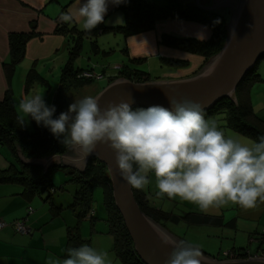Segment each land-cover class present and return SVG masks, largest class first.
<instances>
[{
  "label": "clouds",
  "instance_id": "clouds-1",
  "mask_svg": "<svg viewBox=\"0 0 264 264\" xmlns=\"http://www.w3.org/2000/svg\"><path fill=\"white\" fill-rule=\"evenodd\" d=\"M126 3L80 0L76 12L62 19L66 23L79 19L82 28L91 31L105 23L110 4ZM165 98L168 107L133 108L131 94L128 100L109 101L102 107L99 97L88 95L56 115V106L37 92L21 98L17 108L21 124L32 120L47 128L68 149L69 163L81 170L96 146L105 144L114 154L117 171L134 189H145L154 177L158 197L178 198L204 211L230 203L250 209L264 202V135L247 141L226 135L216 120L205 118L202 103L181 93ZM161 242L171 248L164 264H202L203 252L190 240L168 236ZM45 264H112V260L108 251L82 244L67 248L64 259L49 254Z\"/></svg>",
  "mask_w": 264,
  "mask_h": 264
},
{
  "label": "crops",
  "instance_id": "crops-1",
  "mask_svg": "<svg viewBox=\"0 0 264 264\" xmlns=\"http://www.w3.org/2000/svg\"><path fill=\"white\" fill-rule=\"evenodd\" d=\"M150 1L156 2L157 4L165 3V0ZM197 1L204 6H209L219 0H194V4ZM66 3L67 0H0V98H3L9 88L11 93L14 94V84L20 86L19 82L15 80V73L8 78L3 69V62L8 60L9 55L8 35L10 33L27 32L30 30V26H35L37 35L32 37L26 44L22 69L30 67L38 69L41 63H43L44 68L48 66L50 69H52V66L57 68L58 65L64 68L67 64L68 48L72 45L73 39L69 40L68 35L56 32L58 24L56 19L58 16L62 17L69 12L75 13L79 7L80 0H74L63 10L62 6ZM221 3L223 4L225 2ZM122 5L113 6L110 4L105 16V23L98 25L97 28L122 25L125 20V15L121 8ZM70 25H75L76 36L79 32L83 34L80 39L81 45L82 38L86 35L84 33L86 31L82 28V22L79 19H74L70 22ZM114 33L123 34V32ZM143 33V36L132 41L131 46L129 45L130 42H128V36L123 34L126 37V47L123 48V52L127 54L129 59L139 60L147 55L157 57L162 64L168 67L167 72L170 71L168 78H165L167 80L188 78L201 70L200 67L204 63L203 57L193 54L195 56L191 58L190 54H188L189 52L163 45L161 38L163 34H171L179 37H193L198 39V36L202 34L204 36L203 40H206L211 35V31L207 25L190 20L165 19L158 20L153 29L139 32V34ZM94 43L95 49H99L101 45L98 41L96 40ZM167 59L186 61L187 65L184 66V69H179L181 67L180 65L170 64L167 62ZM188 61H193L192 64L194 65L191 68L188 67ZM196 63L198 64L195 65ZM260 63L261 61L258 64V72L261 77L260 82H264V71L259 70ZM37 77L38 74L36 75ZM43 82L47 84L46 80H43ZM24 86V90L27 91L26 83ZM250 88H253V85ZM250 88L248 94L251 92ZM66 100L67 96L65 97ZM248 100L254 112L264 121V104L260 106L259 104H253L250 99ZM223 123L220 126L226 135H237L245 141L255 140L251 136L223 127ZM16 154L9 150L6 145H0V169L12 167V173H17V171L22 170L25 164L19 158H16ZM66 163L71 165V167H64L62 169L68 175V170L74 169L75 167L69 163V160ZM62 177L63 175H60V178ZM68 186L70 190H68L69 195L67 197L65 195L64 198H60V195H58L56 198H48V196H45L41 199V197L35 195H24L23 186L18 181L0 182V218L6 221H12L24 216L28 206L34 208V211L27 216V224L32 229L29 234L22 235L16 233L10 225L0 229V264H45V260L49 254L60 259L66 258L67 230L69 227L78 225L77 212L74 208L70 207L73 200V184L69 182ZM143 191L148 197L150 204L169 214L183 216L188 212H195L209 217L210 221H216L200 224H187V222L180 221L178 223L168 222L167 224H173L178 227L180 223H183L194 228L209 227L218 230L212 235L207 234V238L208 241H213L211 239L218 240L220 238L233 241L230 250L222 251L223 253L242 250L248 254V257L256 254L260 256L264 255V202H260L257 207L250 209L230 203L219 208H210L204 211L198 206L178 198L158 197L156 195L157 189L155 187L154 177L152 183L143 189ZM70 200L71 202H69ZM58 208L60 209L54 214V209L56 210ZM55 228L58 234H55ZM178 238L182 239L180 237ZM245 241L249 243L246 246L247 248L244 247L247 243ZM255 246L256 249L253 250ZM109 256L112 264H123L116 255L109 253ZM226 258L225 256L221 257V259Z\"/></svg>",
  "mask_w": 264,
  "mask_h": 264
},
{
  "label": "trees",
  "instance_id": "trees-1",
  "mask_svg": "<svg viewBox=\"0 0 264 264\" xmlns=\"http://www.w3.org/2000/svg\"><path fill=\"white\" fill-rule=\"evenodd\" d=\"M51 1V0H50ZM74 0H67V3L62 6L65 10ZM123 9L125 20L122 25L114 27L96 28L91 31H86V35H98L101 32L113 31L123 32L125 36L133 35L139 32L151 30L155 27L158 20L165 19H183L198 22L207 25L211 31V35L206 40H199L193 37H179L171 34H163L161 43L163 45L186 51L192 54L200 55L204 58V63L200 69L214 57L223 47L227 37L228 14L224 8L203 10L193 5L190 2L182 0H165L164 4H157L150 0H128L126 4L121 6ZM219 21V23H216ZM57 27L56 32L69 36V40L73 39L72 45L68 48L69 58L67 64L62 68L60 84L53 96L52 104L56 106V115L64 112L66 106L65 97L71 89L80 88L84 85L91 84L94 78L79 77L83 72H92V68H76L72 64V59L77 55L80 48V39L83 35L81 32L76 36L75 25H70V22H64L61 16L56 19ZM35 26H30L27 32H13L8 35V60L3 62V69L10 78L17 65L24 59L26 52L27 42L36 36ZM264 59V54L260 60ZM258 61L254 67L246 73L243 80L239 84L234 94V98L225 97L219 100L210 109L205 111V118L215 114L216 112L224 113L225 128L236 130L244 135L253 137L255 140L264 135V121L254 112L252 105L249 102V88L257 82L261 81L260 73L258 72ZM167 62L174 65L186 66V61L168 60ZM199 69V70H200ZM118 73L113 79L118 78V74L126 77L132 81L142 82L149 81L147 73L139 70H131L129 68H118ZM36 71L31 67L26 75V90L29 83L36 78ZM147 108L144 106H138ZM137 108V107H134ZM34 124V123H33ZM36 130L28 132L26 127L21 124L20 117L14 107L13 98L10 88L5 92L3 98H0V145H6L9 150L16 154V149L20 148L26 157H45L52 154H63L66 148L55 139L47 128H41L35 122ZM16 158L18 156L16 154ZM12 167L7 169H0V182L18 181L23 186V194L32 196L38 193V189L42 187L39 193L43 192L51 182L50 172L51 169L43 173V168L34 166H23V169L12 173ZM69 178L66 182L73 184V200L70 207L76 210L78 219H83L89 215L91 221L94 218L95 211H92V191L95 186H100L103 189V204L106 209V217L104 221L108 225V233L114 237L113 251L115 255L121 260L123 264H143L138 258L134 250L133 242L126 230L121 214L115 206L111 182L108 176L106 166L92 158L85 171L77 169L68 170ZM50 192L48 198L52 197L54 193ZM133 189L134 196L141 208V210L154 221L166 228L168 222L178 223L180 221L187 222V224H200L210 221L207 216H202L195 212H188L183 216L172 215L166 211L157 208L150 204L148 197L143 190ZM26 214L15 220H20L27 216ZM60 208L54 209V214ZM78 231V233H77ZM185 240V239H184ZM84 244L79 235V227L76 224L74 227H69L67 230V248L79 247ZM203 254L209 255L206 251L201 249ZM229 255L225 256L232 259H245L248 257L246 252L242 250L229 251ZM211 256V255H209ZM224 256V255H223ZM215 258V257H214ZM226 258V259H227Z\"/></svg>",
  "mask_w": 264,
  "mask_h": 264
},
{
  "label": "water",
  "instance_id": "water-1",
  "mask_svg": "<svg viewBox=\"0 0 264 264\" xmlns=\"http://www.w3.org/2000/svg\"><path fill=\"white\" fill-rule=\"evenodd\" d=\"M226 2L229 4L224 7L229 8L230 17L225 43L197 74L176 80L136 82L126 77L108 80L107 85L95 95L100 98L101 106L109 101L119 102L121 98L128 100L131 94L135 99L133 108L155 104L168 107L165 94L181 93L202 103L206 111L225 97L234 98L236 89L246 73L264 54V0ZM196 6L207 11L215 9L212 6H204L199 1ZM233 32L235 34L231 37ZM17 155L23 164L41 167L44 173L53 167H71L66 163L70 159L67 151L64 154L28 158L17 148ZM92 158H96L107 168L115 206L121 214L140 261L143 264H164L171 248L164 246L162 239L168 236L179 238L141 210L132 187L117 171L114 154L107 145L98 144L88 162ZM202 264H264V258L216 259L203 254Z\"/></svg>",
  "mask_w": 264,
  "mask_h": 264
},
{
  "label": "rangeland",
  "instance_id": "rangeland-1",
  "mask_svg": "<svg viewBox=\"0 0 264 264\" xmlns=\"http://www.w3.org/2000/svg\"><path fill=\"white\" fill-rule=\"evenodd\" d=\"M189 1L194 5V0H186ZM227 0H219L215 4H210L209 6L215 7V9L224 8L228 14V21L230 17V10L228 7H224L223 5L229 4L226 2ZM233 2V0H228ZM221 2H226L224 4H220ZM196 5V4H195ZM143 34H133L128 36L129 45H132V41L138 39ZM126 37L123 34H117L113 31H106L99 35H85L82 38L81 45L77 55L72 59V64L76 68H92V74L96 75L98 78L94 80L91 84L84 85L80 88L71 89L67 94L66 106L64 110L66 111L69 104L72 102L78 101L85 96L91 95L95 96L99 91H101L108 83V76L110 74L118 73V68H129L131 70H139L147 73V77L150 80H167L169 72H167L168 67L160 62L157 57L153 55H147L144 58L139 60H131L124 53L123 48L126 47L125 42ZM101 45L99 49H95V41ZM150 54V53H148ZM190 54V57L193 58V54ZM69 58V53L68 57ZM194 61V60H193ZM192 61V62H193ZM260 69L264 71V59L260 60ZM188 67H192L191 61H188ZM195 62V61H194ZM208 62V61H207ZM23 60L18 64L17 68L15 69V80L19 82V85L14 84V94L12 93L13 104L14 107L20 117V113L18 111L17 105L21 98L26 95H31L33 93H44V98L46 102L51 105L53 96L58 88L61 79V69L62 67L58 65V67L52 66L50 69L48 66L44 68L43 63L39 65L37 71L38 77L34 78L30 83L27 91H25L24 84L26 83V75L28 70L31 68H21ZM196 63L195 65H197ZM206 64V63H205ZM65 65V64H64ZM63 65V66H64ZM184 66H181L179 69H184ZM178 70V69H177ZM41 71V72H40ZM199 72V71H198ZM41 73V75H40ZM43 73V75H42ZM177 74V73H175ZM121 75V74H120ZM118 74V77H122ZM172 76V75H171ZM46 80L47 84L43 82ZM173 80V79H172ZM176 80V79H175ZM249 99L255 103L256 105L259 104L263 106L264 104V82H257L253 84V88H250ZM259 108V107H258ZM224 113L216 112L215 114L208 117V119L216 120L219 125H221L225 120ZM34 123V124H33ZM28 132H34L36 130L35 121L30 120L28 124L25 126ZM43 128V126H41ZM4 150V149H3ZM70 157V154H69ZM75 167V166H74ZM76 168V167H75ZM74 168V169H75ZM44 173V171H43ZM60 175H63L60 178ZM65 173V170L62 168H52L50 172L51 182L48 184L50 185L45 189L41 194L39 191L42 190V187L38 189V193L34 194L37 197H41L43 199L47 196L50 192V188H53L54 193L52 194V198H56L60 195V198H64L65 195H69L68 190L70 187L68 186L69 182H66V179L69 178V175ZM65 177V178H64ZM68 181V180H67ZM92 211H95L94 218L91 222L89 219V215L87 214L86 217L83 219H78V227H79V235L83 240V243L89 244L92 247H95L98 250L108 251V253H112L115 255L113 251L114 247V237L108 233V225L104 221L106 217V209L103 204V189L100 186H95L92 191ZM71 202V200L69 201ZM65 222V221H64ZM166 229L176 237H180L185 240H190L194 244L199 245L201 249L206 251L212 257L216 259H221L222 251L230 250L233 241L226 240L223 238L220 239H211L213 241H208L207 234L212 235L215 233L216 229L204 227V228H194L188 226L186 224L180 223L179 226L167 224ZM55 234H58L57 229H54ZM78 233V231H77ZM65 241H66V233H65ZM88 241V242H86ZM247 242V241H245ZM206 243V245H204ZM248 242L246 246H248ZM247 248V247H246ZM256 249V246L253 250ZM111 250V251H110Z\"/></svg>",
  "mask_w": 264,
  "mask_h": 264
},
{
  "label": "built area",
  "instance_id": "built-area-1",
  "mask_svg": "<svg viewBox=\"0 0 264 264\" xmlns=\"http://www.w3.org/2000/svg\"><path fill=\"white\" fill-rule=\"evenodd\" d=\"M79 77H85V78H96L97 76L92 74L91 73H88V72H83L82 74H79ZM54 190L51 189V192H53ZM34 210L32 208H29L28 209V212H27V216L29 214H31ZM27 216L20 219V220H15L13 221L12 223H8L2 219H0V229H3L4 227L10 225L12 227V229L16 232V233H19V234H22V235H27L29 234L32 229L31 227L27 224ZM230 253L227 251V252H224L223 255L224 256H227L229 255ZM250 257H262L264 258V255H253V256H250Z\"/></svg>",
  "mask_w": 264,
  "mask_h": 264
},
{
  "label": "flooded vegetation",
  "instance_id": "flooded-vegetation-1",
  "mask_svg": "<svg viewBox=\"0 0 264 264\" xmlns=\"http://www.w3.org/2000/svg\"><path fill=\"white\" fill-rule=\"evenodd\" d=\"M224 6V5H223ZM112 78L111 77H109L108 76V80H111ZM66 151L68 152V155H69V151H68V149H66ZM90 161V160H89ZM89 163V162H88ZM88 163H87V165H88ZM26 166H32V165H26ZM34 167H38V166H34ZM76 167V166H75ZM87 168V167H86ZM86 168H84L83 170H81V169H79L78 167H76L75 169H79L80 171H85L86 170Z\"/></svg>",
  "mask_w": 264,
  "mask_h": 264
}]
</instances>
